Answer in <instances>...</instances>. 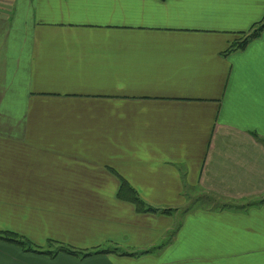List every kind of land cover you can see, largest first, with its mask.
<instances>
[{
	"label": "crops",
	"instance_id": "0c3cea01",
	"mask_svg": "<svg viewBox=\"0 0 264 264\" xmlns=\"http://www.w3.org/2000/svg\"><path fill=\"white\" fill-rule=\"evenodd\" d=\"M263 18L264 0H0V231L112 251L0 240V264H264V28L231 47ZM123 180L171 211L119 199Z\"/></svg>",
	"mask_w": 264,
	"mask_h": 264
},
{
	"label": "trees",
	"instance_id": "16d2710c",
	"mask_svg": "<svg viewBox=\"0 0 264 264\" xmlns=\"http://www.w3.org/2000/svg\"><path fill=\"white\" fill-rule=\"evenodd\" d=\"M263 28H264V18L259 23H257L249 33L243 35V37L240 40L234 42V44L231 45V47L234 49L243 47L250 39L259 35V33L262 31ZM262 142H264V139H262ZM118 198L133 203L136 209L140 212L168 213L171 211V208H157L148 204L124 180L121 182V187L118 192ZM0 240L13 243L18 247L22 248L24 251L38 252L49 256H56L60 253H65L78 258H86L94 254L112 252L111 249L74 248L54 240H48L46 247L40 248L34 245L33 243H31L29 240L25 239L24 237L8 231H0Z\"/></svg>",
	"mask_w": 264,
	"mask_h": 264
},
{
	"label": "rangeland",
	"instance_id": "374dc122",
	"mask_svg": "<svg viewBox=\"0 0 264 264\" xmlns=\"http://www.w3.org/2000/svg\"><path fill=\"white\" fill-rule=\"evenodd\" d=\"M248 25H249V23L246 24V26H248ZM198 194H199V193H198ZM201 195H202V194H200L198 197H200Z\"/></svg>",
	"mask_w": 264,
	"mask_h": 264
}]
</instances>
